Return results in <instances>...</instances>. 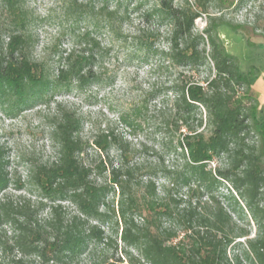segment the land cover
I'll return each mask as SVG.
<instances>
[{"label":"trees","instance_id":"1","mask_svg":"<svg viewBox=\"0 0 264 264\" xmlns=\"http://www.w3.org/2000/svg\"><path fill=\"white\" fill-rule=\"evenodd\" d=\"M99 1L110 24L125 0H115L114 9L107 7L110 0ZM173 1L159 0L152 13L172 23L171 58L194 65L208 57L215 71L204 84L187 80L173 87L174 113L166 125L184 130L173 145L180 163L167 171V185L158 191L150 172L146 175L140 164L129 163L126 145L119 144L121 160L116 165H107L101 158L86 163L88 144L79 136L81 119L57 104L51 123L55 159L29 168L30 184L39 192V200L2 192L12 183L16 190L25 184L10 176L0 146V264H71L85 252H91L87 264H264V169L259 163L264 151L256 154L246 144L256 105L245 107L236 90L253 79L240 71L236 56L218 42L212 24L193 34L202 4L193 8L188 0H180L173 6ZM2 8L6 17L0 23V106L7 114L44 100L53 89L99 80L94 69L99 43L89 31L79 36L84 47L61 55L62 65L50 76L44 62L31 56L29 13L22 0H2ZM206 42L208 53L200 49ZM140 47L149 48L146 43ZM200 106L206 112L203 127L202 117L193 125ZM121 119L132 126V120ZM115 140L103 134L93 144L107 153ZM222 155L228 158L226 167H208ZM100 177L104 180L97 181ZM221 181H230L244 202L242 206L231 195L238 216H246V207L255 221V236L248 237L249 231L237 225L212 193ZM178 189H184L183 197L174 194ZM111 193L118 194L116 203L109 198ZM65 201L75 206V213L65 211ZM46 205L48 212L42 216ZM112 218L117 227L120 224L123 259L106 253L118 247L102 228ZM241 237L244 241L234 242ZM231 244L240 245L242 252L229 256ZM98 245L103 255L96 259L92 251Z\"/></svg>","mask_w":264,"mask_h":264},{"label":"rangeland","instance_id":"2","mask_svg":"<svg viewBox=\"0 0 264 264\" xmlns=\"http://www.w3.org/2000/svg\"><path fill=\"white\" fill-rule=\"evenodd\" d=\"M22 2L29 13L27 32L32 39L31 56L44 62L50 76L62 65L61 55L84 47L79 43V36L89 31L99 43V48H95L94 69L100 78L82 87L72 84L68 88L53 89L44 100L10 114L0 106V146L6 155L7 169L13 179L25 184L22 190H16L12 183L2 192L14 198L21 195L32 201L39 200V192L30 184L29 168L55 159L51 123L57 104L75 112L81 119L79 136L88 144L84 155L86 163L95 164L101 158L107 165H116L121 160L119 144L126 145L128 162L140 164L145 174L150 172L160 191L163 184L167 185V171L180 163L173 145L184 129L178 130L173 124L166 125L174 113L173 87L187 80L204 84L214 74L213 62L207 57L206 61L201 62L200 59V64L193 65L178 63L171 58L172 23L152 14L157 11L159 0H125L116 8L110 24L104 17L103 3L99 0ZM188 2L193 8L202 4L200 16L193 22V34L212 24L218 42L236 56L240 71L253 79L249 86L240 84L236 90L245 107L256 105L255 120L250 121L254 126L245 141L258 154L260 150L264 151V0ZM179 3L180 0H174L173 6ZM116 6L115 0L107 4L109 9ZM5 17L0 0V23ZM140 43H146L148 50L141 49ZM202 48L205 53L210 51L207 42L200 45ZM136 107L139 110L134 113ZM205 116L206 112L200 106L195 111L193 125L196 126L197 119L202 117L203 127ZM121 117L132 120V126L122 121ZM103 134H111L117 141L107 153L99 152L93 144L97 136ZM260 155L259 163L264 169V155ZM228 162V158L222 155L208 167L222 168ZM102 180L103 177L97 179ZM212 193L230 211L237 225L249 231L248 237L255 236L257 226L246 207H243L246 216L239 217L237 206L230 204L233 194L244 205L231 182L217 183ZM174 194L183 197L184 189H178ZM109 198L116 203L118 194L111 193ZM62 204L67 213L76 212L70 202ZM47 212L46 205L40 214L44 216ZM102 228L118 243L117 250L111 248L107 255L123 259V244L118 239L120 224L117 227L112 218ZM244 238H237L234 242H242ZM227 252L229 256L241 253V246L231 244ZM89 253L81 254L71 264H87ZM92 253L94 258H101L102 246L95 247Z\"/></svg>","mask_w":264,"mask_h":264},{"label":"water","instance_id":"3","mask_svg":"<svg viewBox=\"0 0 264 264\" xmlns=\"http://www.w3.org/2000/svg\"><path fill=\"white\" fill-rule=\"evenodd\" d=\"M227 50V49H226ZM228 51V50H227ZM229 52V51H228ZM229 53H231V52H229ZM232 55H234L233 53H231ZM235 56V55H234Z\"/></svg>","mask_w":264,"mask_h":264}]
</instances>
